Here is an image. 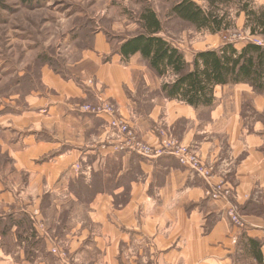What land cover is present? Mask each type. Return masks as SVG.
Returning a JSON list of instances; mask_svg holds the SVG:
<instances>
[{
	"label": "crops",
	"instance_id": "crops-1",
	"mask_svg": "<svg viewBox=\"0 0 264 264\" xmlns=\"http://www.w3.org/2000/svg\"><path fill=\"white\" fill-rule=\"evenodd\" d=\"M193 1L204 9L219 2ZM255 5H237L248 37L255 26L244 8L259 12ZM224 28H205L215 48L228 42L219 38ZM162 35L191 69L197 52L212 49ZM132 36L97 31L75 70L44 67L40 87L0 115V264H264V88L217 85L210 105L170 97L164 86L175 75L159 76L141 53L120 52ZM101 100L116 103L151 144L160 128L170 130L214 175L194 176L171 155L104 150L107 117L82 109ZM222 180L234 196L207 197ZM177 193L183 198L170 209ZM232 202L246 228L228 217Z\"/></svg>",
	"mask_w": 264,
	"mask_h": 264
},
{
	"label": "rangeland",
	"instance_id": "rangeland-1",
	"mask_svg": "<svg viewBox=\"0 0 264 264\" xmlns=\"http://www.w3.org/2000/svg\"><path fill=\"white\" fill-rule=\"evenodd\" d=\"M176 1L0 0V115L12 111L13 106L23 105L26 95L40 87L44 67L65 73L75 70L82 52L92 48L97 31L121 37L142 32L140 16L146 8L157 10L166 36L194 43L198 49L215 48L214 38L208 40L210 32L199 30L173 14ZM218 1V5L205 10L225 17L226 25L219 38L235 44L242 42L237 36L249 35V30L245 29L247 17L240 18L241 8L237 5L243 1L254 6L255 1L232 0L228 6ZM256 9L264 10L263 6ZM252 37L263 39L257 34ZM109 102L121 112L116 103Z\"/></svg>",
	"mask_w": 264,
	"mask_h": 264
},
{
	"label": "trees",
	"instance_id": "trees-1",
	"mask_svg": "<svg viewBox=\"0 0 264 264\" xmlns=\"http://www.w3.org/2000/svg\"><path fill=\"white\" fill-rule=\"evenodd\" d=\"M253 27L252 34L264 36V11L244 8ZM172 12L182 21L197 29L212 32L222 30L225 17L215 11H206L193 0H178ZM142 32L129 38L120 47L125 56L141 53L159 76L173 74L176 80L166 83L164 88L170 97H178L191 105H210L217 85L251 82L259 89L264 88V46L248 42L241 49L233 42L219 48L199 51L193 60V69L186 61L184 52L162 32L165 26L157 10L146 8L141 13Z\"/></svg>",
	"mask_w": 264,
	"mask_h": 264
},
{
	"label": "built area",
	"instance_id": "built-area-1",
	"mask_svg": "<svg viewBox=\"0 0 264 264\" xmlns=\"http://www.w3.org/2000/svg\"><path fill=\"white\" fill-rule=\"evenodd\" d=\"M237 37L264 46L263 39L244 35H239ZM82 109L85 112L93 113L97 116L104 115L107 117L106 126L108 133L101 146L104 150H112L113 152H131L149 159L171 155L177 158L178 162L189 169L194 176L208 180L215 173L214 166L205 163L196 148L184 144L181 140L176 138L170 130L160 128L158 131L160 136L159 143L151 144L138 135L130 121L121 112H118L109 101L101 100L96 105L86 104L82 106ZM80 168V164H76V169L79 170ZM206 196L213 200H221L230 199L234 194L233 189L222 180L216 184L210 185L206 190ZM227 215L234 225L239 228L247 227L248 223L241 214L238 203H230ZM262 232L264 234V227L262 228ZM53 252L65 256V253L60 252L57 248H53Z\"/></svg>",
	"mask_w": 264,
	"mask_h": 264
},
{
	"label": "clouds",
	"instance_id": "clouds-1",
	"mask_svg": "<svg viewBox=\"0 0 264 264\" xmlns=\"http://www.w3.org/2000/svg\"><path fill=\"white\" fill-rule=\"evenodd\" d=\"M182 198H183V193H177V194L173 197L172 202L169 204V208L171 209V208L175 207V205H176V204H177ZM147 207H148L149 210H151L152 205L149 204V205H147Z\"/></svg>",
	"mask_w": 264,
	"mask_h": 264
}]
</instances>
